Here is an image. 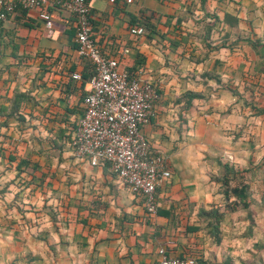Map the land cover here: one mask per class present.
<instances>
[{"label":"crops","instance_id":"1","mask_svg":"<svg viewBox=\"0 0 264 264\" xmlns=\"http://www.w3.org/2000/svg\"><path fill=\"white\" fill-rule=\"evenodd\" d=\"M88 5L103 51L157 85L141 131L171 177L150 214L107 165L74 157L92 66L67 9L51 8L50 29L37 8L0 21V264H157L160 247L206 264L262 263L246 252L263 247L264 0ZM224 163L247 184L250 206L224 214L217 244L202 209L222 204Z\"/></svg>","mask_w":264,"mask_h":264},{"label":"built area","instance_id":"2","mask_svg":"<svg viewBox=\"0 0 264 264\" xmlns=\"http://www.w3.org/2000/svg\"><path fill=\"white\" fill-rule=\"evenodd\" d=\"M55 7L73 15L77 52L92 64L84 111L69 143L72 153L91 166L107 165L120 184L142 199L148 213H156L157 186L170 179L171 169L167 157L152 150L141 127L155 114L157 85L149 78L130 74L118 58L103 51L93 36L88 0H0V21L21 15V10L37 8L39 19L50 29L51 8ZM130 32L142 34L144 28L132 26ZM72 76L81 78L78 73ZM158 255L157 264H198L194 256H171L164 247L158 249Z\"/></svg>","mask_w":264,"mask_h":264},{"label":"trees","instance_id":"3","mask_svg":"<svg viewBox=\"0 0 264 264\" xmlns=\"http://www.w3.org/2000/svg\"><path fill=\"white\" fill-rule=\"evenodd\" d=\"M25 11L26 10H21V14H23ZM259 43L260 40L257 39L252 41V44L254 46L258 45ZM128 72L130 74L133 73L132 71H128ZM91 73H92V68L89 76L87 78H84L86 79L85 82L88 81ZM14 105L12 108V114H14L18 110V108H16ZM262 112H264V108L257 109V113H262ZM9 159L13 160L14 156L12 155L11 157H9ZM222 168H223L222 173L218 177H216L217 180L220 182L219 193L222 196V204L220 206H213L208 210L202 209L204 211V215H203L204 218L207 219V217H210V219L207 220L206 222V226L208 227L209 232L213 236V240L217 244L221 241L220 223L223 220L224 214L226 212L234 211L240 207L248 208L249 206L247 184L240 181L239 180L240 177H236V172L234 168L228 163L222 164ZM195 258L198 264H206V262L202 260H198L197 257Z\"/></svg>","mask_w":264,"mask_h":264},{"label":"rangeland","instance_id":"4","mask_svg":"<svg viewBox=\"0 0 264 264\" xmlns=\"http://www.w3.org/2000/svg\"><path fill=\"white\" fill-rule=\"evenodd\" d=\"M19 128V127H18ZM264 165V164H263ZM239 176V175H238ZM249 206H250V204H249ZM248 206V207H249ZM263 206H264V204H263ZM237 210V209H236ZM236 210H234V211H236ZM233 211V212H234ZM250 225H252L251 224V221H250ZM249 227V226H248ZM260 229L262 228L263 229V231H262V235H261V237L259 238V244H261L263 247L262 248H259V249H257V251H253V250H248L246 253H248V254H252V255H255V257H257V254L258 255H260L261 254V257H260V260H261V262L262 263H260V264H264V216L262 217V222H261V224H260V227H259ZM236 234H239L238 232H236ZM235 237H237V236H235ZM238 238H240L239 236H238ZM232 239V238H231ZM242 239V238H241Z\"/></svg>","mask_w":264,"mask_h":264}]
</instances>
